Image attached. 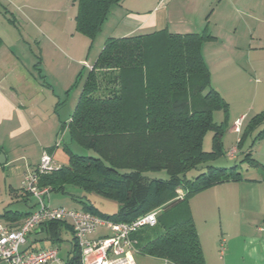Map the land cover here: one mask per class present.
I'll return each mask as SVG.
<instances>
[{
	"label": "crops",
	"instance_id": "0c3cea01",
	"mask_svg": "<svg viewBox=\"0 0 264 264\" xmlns=\"http://www.w3.org/2000/svg\"><path fill=\"white\" fill-rule=\"evenodd\" d=\"M76 13L74 0H0V226L9 230L19 229L36 210L35 200L23 194L21 184L42 153L54 148L50 154L55 163L67 164V124L82 88L73 89L84 72L87 78L107 39L165 29L176 35L207 30L213 39L201 45V54L212 88L219 94L260 86L264 90V0H122L111 8L93 41L76 32ZM14 15L26 21L18 36ZM32 44L38 46L40 67L31 60ZM20 54L32 61L30 69L20 64ZM228 104L233 132L237 120L243 127L250 118ZM256 170H247L254 176L214 186L190 199L206 264H264V232L259 230L264 226V177ZM73 200L71 207L80 209ZM43 233L38 228L29 235L33 245L43 242ZM29 238L22 251L49 249L27 246Z\"/></svg>",
	"mask_w": 264,
	"mask_h": 264
},
{
	"label": "trees",
	"instance_id": "16d2710c",
	"mask_svg": "<svg viewBox=\"0 0 264 264\" xmlns=\"http://www.w3.org/2000/svg\"><path fill=\"white\" fill-rule=\"evenodd\" d=\"M121 1L74 0L76 32L93 41L111 8ZM212 39L207 30L176 35L166 29L107 39L67 124L70 142L95 156H79L64 146L67 164L39 180V186L49 187L52 193L73 197L66 192L70 186L118 202V211L108 216L86 198L74 197L81 210L115 224H129L160 209L157 225L132 238L137 241V255L165 264H206L189 201L214 186L244 180L236 165L208 166L192 180L185 177L223 156L228 104L212 88L201 54V45ZM216 111L224 113V122L214 123ZM260 126H264V112L251 118L236 149ZM208 132L213 133L212 150L204 152ZM258 139H264V128L253 144ZM244 161L251 170H264L250 153ZM161 171L166 180L144 176ZM69 227L51 222L40 229L57 245L62 242L61 231ZM71 246L75 256L66 264H81L74 238Z\"/></svg>",
	"mask_w": 264,
	"mask_h": 264
},
{
	"label": "built area",
	"instance_id": "2783aa9c",
	"mask_svg": "<svg viewBox=\"0 0 264 264\" xmlns=\"http://www.w3.org/2000/svg\"><path fill=\"white\" fill-rule=\"evenodd\" d=\"M242 120L233 125V132L240 134ZM62 137V136H61ZM60 139L55 146H59ZM236 149L233 148L230 156L233 158ZM59 169L48 152H43L38 166L28 172L22 181L21 191L24 195L32 197L36 202V210L22 223L19 229L9 230L0 226V262L4 264H59L58 249L49 248L40 251H22L27 237L44 224L51 222L66 223L70 226L75 244L80 253L81 264H137V241L132 238L134 234L145 228L157 225L160 209H155L129 224H115L103 220L96 215L81 209L49 207L51 189L40 187L39 180ZM178 198H182L178 191ZM99 229L106 230V234L90 239ZM264 232V226L259 229Z\"/></svg>",
	"mask_w": 264,
	"mask_h": 264
},
{
	"label": "rangeland",
	"instance_id": "374dc122",
	"mask_svg": "<svg viewBox=\"0 0 264 264\" xmlns=\"http://www.w3.org/2000/svg\"><path fill=\"white\" fill-rule=\"evenodd\" d=\"M38 16L40 17L41 15L39 14ZM14 20H15V36H18V33L19 32L22 33L23 30L25 29V24L23 23V21L25 20H23V18H18L16 15H14ZM0 22L4 23L1 17H0ZM31 49L35 52L34 53L35 56L31 55V60H33L35 64L37 63V67H40L41 59H40V55L38 52L37 44L36 45L32 44ZM98 56L96 57V60ZM20 57H22L20 58L21 59L20 64H22L23 67H27L30 69L31 68L30 65H32V61L29 58H27L28 60L26 58H23L22 54H20ZM20 64L18 63V66H20ZM260 66L262 68V65ZM85 80H86V72H84V74L81 75L77 79L76 87H74L73 92L75 91V89L80 88V86L82 88ZM50 83H51V78H48L47 84H50ZM221 88L223 91L224 88L223 87ZM220 96L223 99L225 98V100L227 99L225 101L227 104L232 103V105H234L233 111L235 113L236 112L239 113L242 111L246 112L247 115H249V118H250L249 121L251 120L253 116L261 112H264V90L262 86H260L258 90L256 88H252V89L247 88L245 92L236 93V94L223 91L220 94ZM228 108H229V104H228ZM230 114H231V111L228 109V115L225 121L226 124L224 125L225 130H224V134L222 137L223 156L219 158L218 160H215V162L202 164L198 166L196 169L188 172L185 176L187 179L192 180L198 175H200L201 173H204L206 170V167L208 166H213V167H218V168H231L236 165L238 166L239 173H241L243 177L247 178V177L254 176L255 174L252 173L251 171L247 172V170H250L249 162L244 161L247 153L251 154V158L253 160L257 161L258 163L264 164V139H258L253 144V141L255 140L256 136L260 133V131L264 128V126L258 127L256 130L250 133L249 136L244 138V141L242 145L239 146L240 148L237 152L236 147H237V143H238V140L241 134H236L230 131L231 125L233 124L232 120L229 117ZM224 117L225 116L222 111H216L213 114V121L216 124H220L224 122L225 120ZM249 121H247V123L241 128L242 132L243 130H245V127L248 125ZM212 134L213 133L208 132L206 136L204 137L203 145H202V150L204 152H210L212 150V138H213ZM69 148L74 154L79 155V156H90V157L95 156L93 152L84 150L83 148L79 147L75 143L69 144ZM232 148L236 149V154L234 155L235 157L233 159H230L231 156L229 154ZM256 171L259 175L264 177V170L258 169ZM144 176L150 179H161V180H166L168 178L167 174L164 171L155 172V173H146ZM66 192L74 196L72 197L70 195H64L59 192H53L52 194H50L49 201L47 200L46 203L49 205V207H52V208H55V207L73 208L71 206L75 204L73 200L74 197L79 198L80 195L83 194L87 197L86 198L87 201H89L90 204H92V206H94L97 209V211L102 215H108V216L113 215L118 211L120 207L119 203L116 201L107 200L95 194H86L74 187L68 186L66 188ZM106 233H107L106 230L99 229L97 233L95 234V236H102V235H105ZM33 238L34 237L32 236L31 240H33ZM72 238H73V235L70 234L68 229H63L60 233V239L62 242L57 245H52L46 233H43L41 237V239H43V242H42L43 244L38 242L37 244L33 245V242L29 238L27 246L33 245V247L36 250H38L39 248L41 249L42 246L46 248H52V247L56 248L58 249V259L60 262L59 264H66L70 259H72L75 256V252L72 251V246H71ZM142 258H144V256L142 257L140 255H135L136 263L137 264H164V261L153 259V258L147 259V261L142 263L141 261Z\"/></svg>",
	"mask_w": 264,
	"mask_h": 264
},
{
	"label": "water",
	"instance_id": "95a60500",
	"mask_svg": "<svg viewBox=\"0 0 264 264\" xmlns=\"http://www.w3.org/2000/svg\"><path fill=\"white\" fill-rule=\"evenodd\" d=\"M0 158H2V156L0 155ZM0 163H1V161H0Z\"/></svg>",
	"mask_w": 264,
	"mask_h": 264
}]
</instances>
